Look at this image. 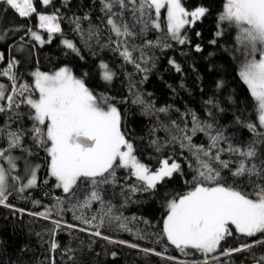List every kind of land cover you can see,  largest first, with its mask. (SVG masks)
I'll return each mask as SVG.
<instances>
[{
  "label": "trees",
  "instance_id": "trees-1",
  "mask_svg": "<svg viewBox=\"0 0 264 264\" xmlns=\"http://www.w3.org/2000/svg\"><path fill=\"white\" fill-rule=\"evenodd\" d=\"M182 3L189 11L197 6L209 9L194 25H186L182 29V35L187 37L184 44L169 37L166 8L161 9L160 29L149 26L144 33H140L142 25L136 24L130 10L123 11L122 21L115 17L118 22L135 25L131 28L135 36L119 39L128 41L129 50L136 49L133 57L147 71H140L134 63L126 62L116 50L117 37L107 25L100 0H51L47 6L41 0H35L37 13L58 15L61 32L53 34L50 42L47 31L38 27L35 13L31 17L20 18L6 5L0 4V35L5 36L0 40V54L3 56L0 69L15 58L19 61L14 69L20 77L18 83L33 84L31 73L36 70L52 73L68 67L73 75L84 79L97 97H107L108 102L117 108L121 114V130L133 143L141 162L152 170L158 169L164 159L181 165L180 171L171 178H165L152 192L131 191L132 186H139V182L127 170L117 168L115 183L101 186L103 203L91 201L89 207H80L91 190L90 184L79 181L72 194L64 193L56 186L55 178L49 175L47 153L43 148H37L28 137L26 147L33 152L29 159L40 166L37 186L23 193L13 189L6 202L13 207L0 206V264H177L178 261L190 264L193 260H207L208 264H253L252 253L257 257L264 255V245L253 248L252 253L221 255L227 248L261 239L259 235L248 238L234 230L233 235L226 237L217 251L208 256L200 253L184 256L163 235L168 201L190 191L197 175L196 160L185 137H191L193 145L207 148L209 144L205 132L193 134V114L202 124L225 128L234 144L246 143L252 138L247 128L237 123V117L243 123L256 122L253 98L239 75L243 58L237 50L236 29L229 27L227 22L222 29L217 28L224 0H182ZM113 11L120 12L119 6H115ZM29 29L36 31L45 43L34 40L28 33ZM218 30L223 31L220 37L216 36ZM64 39L72 41L80 54L67 49L62 43ZM214 39L217 42L210 43ZM149 41L153 46L148 45ZM165 44L170 47H165ZM197 44L201 51H196ZM141 55L144 60L140 59ZM170 60L179 65V72L169 63ZM101 62L114 73L111 82L101 78ZM220 82L221 86L217 87ZM0 83L10 90L6 77H0ZM137 96L151 107L146 110L145 105L134 103ZM209 100L213 103H207ZM161 108L167 111H158ZM20 111L25 114L23 126L31 127L32 122L27 118L29 108L22 106ZM7 115L0 114V124ZM18 123L20 121L13 126ZM221 146L227 147L226 144ZM13 154L23 155L19 150ZM229 158L227 153L222 154V159ZM213 166L220 168L218 164ZM220 170L222 183L251 191L247 176L234 178L227 169ZM13 174L25 175L23 159L18 161ZM19 187L17 183L15 188ZM57 198L63 201L59 205L63 209L59 216L53 212L50 219H44L29 214L52 208L57 204ZM33 201L40 203L34 204ZM109 207L111 216L105 215ZM93 216L95 220H92ZM83 219L92 220V224L83 223ZM53 220H61L58 228ZM121 223L126 224L127 230L121 228ZM96 231L101 235H94ZM53 242L57 245L55 250L51 247ZM144 249L153 251L145 252ZM169 256L176 257V260H169ZM213 257H218V260Z\"/></svg>",
  "mask_w": 264,
  "mask_h": 264
},
{
  "label": "snow or ice",
  "instance_id": "snow-or-ice-1",
  "mask_svg": "<svg viewBox=\"0 0 264 264\" xmlns=\"http://www.w3.org/2000/svg\"><path fill=\"white\" fill-rule=\"evenodd\" d=\"M34 2L35 0H0V4L6 5L20 18H28L35 13L38 27L47 31L50 42L53 34L61 32L58 15L37 13ZM41 2L47 6L51 0H41ZM100 2L102 11L107 16V25L117 37L116 50L120 51L126 62L134 63L140 71L147 69L142 68L133 57L136 49L129 50L128 41L119 39L135 36L136 33L131 30L135 25L118 22L115 17H120L122 21L123 11L130 10L136 24L142 25L140 33H144L149 26L160 29L161 9L166 8L168 35L178 43L184 44L187 42V37L182 35V29L186 25H194L209 12L204 6H197L189 11L183 6L182 0H100ZM117 5L120 12L113 11ZM129 5H131L130 9ZM225 22L229 27L236 29L235 41L239 46L237 50L245 57L239 75L253 98L256 122L243 123L241 118L237 117V123L247 128L252 138L246 143L234 144L225 128L209 123L202 124L193 114V134L197 131L205 132L209 144L207 148L193 145L191 137H185L196 160L197 175L194 177V186L190 191L168 201L167 214L163 220V235L184 256L194 253L208 256L215 253L221 242L233 235V230L248 238L259 235L261 239L252 243H243L239 247L227 248L221 255L252 253L253 248L264 245V0H224L222 11L218 15L217 28L222 29ZM77 28L79 30V26ZM28 33L39 43H45L36 31L29 29ZM196 35L199 36L200 33L197 32ZM221 35L223 31L218 30L216 36ZM4 38V35H0V40ZM216 42L215 39L210 41L212 44ZM62 43L67 49L77 55L80 54L72 41L64 39ZM148 45L153 46L151 41ZM165 47L170 45L165 44ZM196 51H201L198 44ZM140 59L144 60L143 55ZM0 60H3V56H0ZM18 63L19 61L13 58L5 68L0 69V77H6L10 82V90L4 83H0V101L4 102L0 104V114H8L0 124V142H2L0 143V206L13 207L6 203L13 189L23 193L26 189L37 186L40 166L31 163L29 159L33 152L30 147H26L28 137H31L37 148H43L47 153L49 175L55 178L56 186L62 188L64 193L72 194L79 181L90 184L91 190L85 201L79 204L80 207H89L91 201L103 203L100 195L101 186L115 183L117 168L127 170L139 182V186H132L133 192H152L165 178H171L174 173L180 171L181 165L174 160L160 161V167L155 170L141 162L135 154L133 143L126 139L121 130V114L117 108L108 102L107 97H97L86 86L84 79L73 75L71 69L61 67L52 73L36 70L31 73L33 84L18 83L20 77L14 71ZM169 63L177 72L180 71L175 61L170 60ZM99 68L101 78L111 82L114 73L109 66L101 62ZM221 84L222 82L218 83L217 87ZM35 93H38V98ZM133 102L145 105L146 110L151 107L139 96ZM207 103L213 102L209 100ZM22 106H27L30 110L27 113V118L32 122L29 128L23 126L22 118L25 114L20 111ZM158 111L165 112L167 109L161 108ZM16 121L20 123L14 127ZM222 144H226L227 147H222ZM181 146L185 145L182 143ZM16 150L23 155H14ZM224 153L230 158L222 159ZM21 159L24 160L23 177L13 174ZM214 164H218L220 168L214 167ZM220 169H227L234 178L247 176L251 191L235 184L222 183ZM253 177L256 179L253 180ZM24 180L26 182H22ZM17 183L20 184L19 188H15ZM33 203L40 202L33 201ZM62 203L63 201L57 198V204L52 208L46 207L43 212L29 214L50 219L53 212L57 216L61 214L63 209L59 205ZM17 211L24 210L17 209ZM105 215L111 216L110 207ZM77 219L81 218L77 217ZM95 219L96 217L93 216L92 220ZM115 219L118 220L119 217ZM92 220L83 219L82 222L91 225ZM52 222L57 228L61 224V220ZM120 226L127 230L126 224L121 223ZM67 227L72 228L74 225ZM85 230L81 229V231ZM94 235L100 236L101 233L96 231ZM129 246L138 247V245ZM51 247L55 250L56 243L53 242ZM144 251L153 250L144 249ZM155 254L161 255V253ZM167 258L176 260V257L172 256ZM213 259L218 260V257ZM252 260L253 264H264V255L257 257L252 253ZM177 264H189V262L178 261ZM190 264H208V261L193 260Z\"/></svg>",
  "mask_w": 264,
  "mask_h": 264
},
{
  "label": "rangeland",
  "instance_id": "rangeland-1",
  "mask_svg": "<svg viewBox=\"0 0 264 264\" xmlns=\"http://www.w3.org/2000/svg\"><path fill=\"white\" fill-rule=\"evenodd\" d=\"M42 30H44V29H42ZM242 58H243L242 61H244L245 57L243 56V54H242ZM249 58H251V57H249ZM256 58H257V59L259 58L258 54H257ZM36 94H37V98H38V93H36Z\"/></svg>",
  "mask_w": 264,
  "mask_h": 264
},
{
  "label": "water",
  "instance_id": "water-1",
  "mask_svg": "<svg viewBox=\"0 0 264 264\" xmlns=\"http://www.w3.org/2000/svg\"><path fill=\"white\" fill-rule=\"evenodd\" d=\"M0 56H1V54H0ZM2 63V60H0V64Z\"/></svg>",
  "mask_w": 264,
  "mask_h": 264
}]
</instances>
